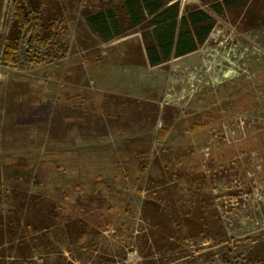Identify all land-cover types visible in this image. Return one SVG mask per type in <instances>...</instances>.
<instances>
[{
  "label": "rangeland",
  "instance_id": "374dc122",
  "mask_svg": "<svg viewBox=\"0 0 264 264\" xmlns=\"http://www.w3.org/2000/svg\"><path fill=\"white\" fill-rule=\"evenodd\" d=\"M29 1L0 0V213L17 215L14 190L42 195L65 218L92 223L75 243L60 240L69 263L149 264L162 258L141 234L149 226L142 216L153 212L148 197L189 216L205 211L208 232L185 225L170 264H264V24L244 25L237 12L216 16L196 50L151 66L134 61L139 30L109 43L90 32L83 12L99 0ZM204 1L178 0L179 12L207 8ZM21 7L30 24L5 64ZM56 111L67 133L49 131ZM143 174L175 186L148 194ZM105 186L109 200L98 210L91 190ZM5 247L0 264H19ZM46 249L38 263L50 257Z\"/></svg>",
  "mask_w": 264,
  "mask_h": 264
},
{
  "label": "trees",
  "instance_id": "16d2710c",
  "mask_svg": "<svg viewBox=\"0 0 264 264\" xmlns=\"http://www.w3.org/2000/svg\"><path fill=\"white\" fill-rule=\"evenodd\" d=\"M31 4L30 8L34 10L35 7ZM204 4L207 5V8L187 6L180 13L178 0H99L98 5L83 12V17L90 32L103 43L126 38L133 30H139V38L137 40L133 39L135 41L134 56H136L134 61L148 63L151 66L159 65L172 57H178L196 50L209 36L216 16H222L227 12H237L241 13L240 22L244 25L260 26L264 24V0H205ZM20 5L21 2L16 3L15 7L20 9ZM27 13L23 9V11L17 12L13 16L1 56V60L5 64L13 62L14 52H16L23 29L30 24L31 18ZM128 42L131 41L125 40L121 44L126 45ZM118 54L126 62L133 60L129 56L128 49H123ZM67 111L70 112L71 110ZM56 115H58V111L54 112L55 123L53 127H50L51 129L49 128V131L52 134L62 131L67 133L69 131L67 130L68 127L65 125L64 128L61 127L63 124L62 117H59V115L56 117ZM139 178L141 181L145 178V181L149 183L147 184L148 194H155L156 192L166 194L175 186L173 183L176 182L166 180L164 183L158 184L159 180L150 176V174L144 175V178L139 175ZM148 179L157 182L153 184L151 182L150 184ZM200 179L204 180L205 175L196 179L199 184H202ZM185 181L180 182L185 184ZM191 184H189L188 189L192 188ZM199 184L196 188H201ZM108 188V186H105V188H93L91 190L96 194L94 199L89 201L93 203L94 208L99 210L102 204L108 202L109 198L103 191L108 192ZM13 193H15L13 197L17 201L15 206L19 210L15 212L17 215L14 218L10 216L14 214L10 209L7 211V216L0 213V246H10L5 247L6 250L13 248L17 259L20 260L19 264H68L69 261L66 260L65 250L61 247L60 240L68 237L75 243L76 240L78 241L88 234V229L91 228L89 225L92 224L91 221L79 215L65 218L63 207L58 206L42 195L29 194L24 191L21 192V190H14ZM198 195L199 191L186 193V196L190 199L203 196L202 194L201 196ZM204 198L207 199L205 194ZM84 199H86V196H84ZM143 201L148 204L147 206H151L153 212L152 215L147 217L146 214H142V220H146L149 226L148 229L139 231H142V236L150 241L148 248L151 250L155 247L162 258L155 261L149 260V264H170L175 261L176 253L173 254V249H176V239L182 235L185 225L188 226L196 222L202 233L209 230V227H203L202 225L205 220L202 212L205 211L201 208L197 215L192 214L189 216L184 211V217L181 218L179 217L181 209H178V207L167 210L168 207H165V209L160 208L161 203L153 202L151 198L147 197ZM86 202L87 200H85ZM167 202L163 206L173 204L171 196L167 198ZM196 203L201 204L198 201ZM21 213L22 215H20ZM182 219H184V222H181ZM52 236H57L58 241L53 242ZM52 244L59 246L60 249L53 248ZM46 247H51L50 257L44 258V262L38 263L35 255L41 256V254L49 252L46 251ZM8 257L9 255H6V258Z\"/></svg>",
  "mask_w": 264,
  "mask_h": 264
}]
</instances>
